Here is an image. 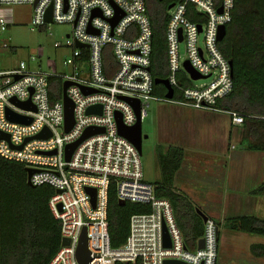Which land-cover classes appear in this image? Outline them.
<instances>
[{
	"label": "built area",
	"instance_id": "obj_1",
	"mask_svg": "<svg viewBox=\"0 0 264 264\" xmlns=\"http://www.w3.org/2000/svg\"><path fill=\"white\" fill-rule=\"evenodd\" d=\"M14 5L32 7V31L49 29L55 23L72 26L65 44L54 43L57 50H70L62 61L64 72L36 67L39 57L34 54L10 67L0 63V132L9 136V140L0 139V156L34 169V187L48 185L55 191L49 208L61 225V246L49 264H79L76 252L84 228L89 264H164L166 260L218 264L219 224L208 217L201 238L204 247L199 249V242L193 251L186 247L171 202L158 197L156 187L144 179L141 155L119 134L116 114L131 127L137 115L125 98L140 101L141 120L147 117L153 100L226 113L231 125H243V114L216 107L233 90L232 67L219 49L218 36L220 28L232 21L235 0L174 2L165 31V79L174 90L173 99L153 93V31L145 0H0V61L2 56L14 59L16 54L3 38L13 24L6 7ZM50 9L52 22L48 23ZM118 12L122 17L113 25L111 20ZM181 43L185 45L184 59ZM185 63L199 79L210 82L191 86L189 76L199 79L193 78ZM65 82L70 83L66 95L74 105V124L69 131L65 129ZM84 88L92 92L85 93ZM26 102L31 108L20 105ZM92 106H101V113L89 114ZM8 112L30 122H13ZM88 128L103 132L82 140L67 159V146L80 140ZM44 132L47 136L40 137ZM112 183L118 201L150 206L149 213L131 216L129 235L119 248L112 246L108 231ZM87 189L95 190V203ZM164 227L170 247L164 245ZM63 239L69 244L62 245Z\"/></svg>",
	"mask_w": 264,
	"mask_h": 264
},
{
	"label": "trees",
	"instance_id": "obj_2",
	"mask_svg": "<svg viewBox=\"0 0 264 264\" xmlns=\"http://www.w3.org/2000/svg\"><path fill=\"white\" fill-rule=\"evenodd\" d=\"M145 1L153 31L151 74L155 81L167 77L165 31L168 7L177 0ZM190 19L194 20V17ZM226 27L227 34L219 41V49L233 62V90L219 100L216 107L243 114V125L248 127L249 133L262 138L255 143L246 140L244 151H264V0H235L232 21ZM153 89L155 95L164 97L166 94L161 84L154 83ZM157 153L162 181L155 185L156 194L171 202L185 245L193 251L203 237L205 224L198 208L174 188L185 151L170 147L164 152L159 146ZM54 194V189L48 185L30 187L25 165L0 156V264H49L56 255L61 246V225L49 208V200ZM250 194L264 196V183ZM149 212L150 206L146 204H120L112 183L108 207L112 246L119 248L125 244L132 215ZM226 226L233 231L264 237V218L256 215L230 217ZM251 251L256 255L264 254V244H253Z\"/></svg>",
	"mask_w": 264,
	"mask_h": 264
},
{
	"label": "rangeland",
	"instance_id": "obj_3",
	"mask_svg": "<svg viewBox=\"0 0 264 264\" xmlns=\"http://www.w3.org/2000/svg\"><path fill=\"white\" fill-rule=\"evenodd\" d=\"M6 9L13 17V24L3 38L15 48L16 54L14 59L2 56L0 63L10 67L34 54L39 57L36 67L40 65L44 70L64 72L66 69L62 61L70 50H57L54 43L60 41L65 44L72 26L55 23L49 29L32 31L34 12L31 6L14 5ZM180 55L183 59L186 57L183 43L180 44ZM189 81L191 86L201 87L210 79L192 80L189 76ZM142 133L144 179L154 186L162 181L158 147L161 146L164 152L170 147L185 151L174 188L219 224L218 264H264V254L256 255L251 251L253 244H264V237L233 231L226 226V220L233 216L256 215L264 218V196L250 194L252 189L264 183V168L261 169L264 167V151H244L246 140L255 143L262 138L252 136L244 125L230 126V117L226 113L153 100L150 101L147 117L142 120ZM236 162L245 163L246 168L259 164V169L246 179L233 181L229 175L238 171L230 167ZM244 172V177L248 176L247 169Z\"/></svg>",
	"mask_w": 264,
	"mask_h": 264
},
{
	"label": "water",
	"instance_id": "obj_4",
	"mask_svg": "<svg viewBox=\"0 0 264 264\" xmlns=\"http://www.w3.org/2000/svg\"><path fill=\"white\" fill-rule=\"evenodd\" d=\"M174 7V3H172L169 7L168 10L172 9ZM221 12V10L219 11ZM94 14H96V12H94ZM122 17V13L118 12L117 15L111 20L112 24L115 25L119 19ZM46 22L51 23L52 22V18H51V9L48 10V13L46 15ZM199 29L201 30V26H199ZM227 34V27L226 26H222L220 28L219 31V36L218 39L219 41L223 40L224 37ZM78 47H83V45L81 44H77ZM231 67H233V62L230 61ZM185 68L186 70L193 76L194 79H199L200 76H198L197 74L194 73V71L191 69L189 63H185ZM155 84H161L165 87V89L167 90L165 97L167 99H173L174 97V90L171 87V85L169 84L167 79H157L154 81ZM70 85L69 82H65L63 84V94H64V106H65V129L66 131H69L73 124H74V105L72 103V101L67 97L66 95V90L68 88V86ZM85 93H89L92 92L88 89H83ZM134 108L136 115H137V122L135 125L128 127L125 126L122 122V116L120 113L116 114V121H117V126H118V132L121 136H123L124 138H126L127 140H129L138 150L139 154L142 156L143 153V133H142V120H141V116H140V101L136 100V99H127L125 98ZM21 106L25 107V108H31V104L30 102H26V103H20ZM89 114L91 113H101V106H92L88 109L87 111ZM8 118L13 121V122H18V123H28L30 122V119L22 117V116H18L15 115L13 113L8 112ZM98 132H103L102 129L100 128H88L82 138L80 140H78L77 142H75L74 144L68 145L66 148V158L69 159L74 151V149L76 148V146L85 138L96 134ZM40 137H45L47 136L46 133H42L39 135ZM38 136V137H39ZM7 139L9 140V136L6 134H3L2 132H0V139ZM26 172H27V184L30 187H34V185L31 182V176L32 174L35 172L34 169H30V168H26ZM87 191L91 194L92 198H93V203H95V190L94 189H87ZM61 191L58 190V193H60ZM120 204H125L124 201H119ZM198 213L201 215L202 219L204 222L207 221L208 216L206 214H204L201 210H197ZM69 244V241L67 239H63L62 240V245H67ZM164 245L165 247H170L171 243H170V237L169 234L166 230V228L164 227ZM204 247V240L201 239L199 241V245L198 248L202 249ZM76 257L78 260L79 264H89L91 261V257H90V251L88 249V238H87V232H86V228L83 229L82 234L80 236V240L78 243V247H77V252H76ZM164 264H187L185 262L182 261H178V260H166L164 262Z\"/></svg>",
	"mask_w": 264,
	"mask_h": 264
},
{
	"label": "crops",
	"instance_id": "obj_5",
	"mask_svg": "<svg viewBox=\"0 0 264 264\" xmlns=\"http://www.w3.org/2000/svg\"><path fill=\"white\" fill-rule=\"evenodd\" d=\"M208 121V120H207ZM212 121V120H211ZM211 124L212 122H207V124ZM216 126H219V125H216ZM230 126H232L231 125V123H230ZM235 127H237V126H235ZM231 153H233V152H231ZM231 156V155H230ZM245 165V163H240V162H236V163H234L233 165H231V169L233 170V171H238V172H233L231 175H229V179H231V180H233V181H235V180H240V179H246V178H248L252 173H254V172H256L258 169H259V164L257 165V164H255L254 165V168H250L251 166H249V167H247L246 168V165ZM262 168H264V167H261V169ZM246 169H247V171L249 172L248 173V176H246V177H244V175H245V172H244V174H243V171H246ZM253 190V189H252ZM228 198V197H227ZM227 198H226V200L225 201H227Z\"/></svg>",
	"mask_w": 264,
	"mask_h": 264
},
{
	"label": "flooded vegetation",
	"instance_id": "obj_6",
	"mask_svg": "<svg viewBox=\"0 0 264 264\" xmlns=\"http://www.w3.org/2000/svg\"><path fill=\"white\" fill-rule=\"evenodd\" d=\"M155 1H157L158 3H162V2L171 1V0H155ZM172 3H174V2H172Z\"/></svg>",
	"mask_w": 264,
	"mask_h": 264
}]
</instances>
